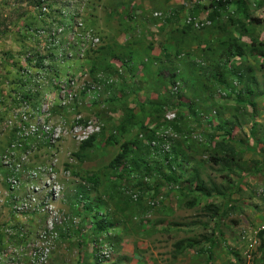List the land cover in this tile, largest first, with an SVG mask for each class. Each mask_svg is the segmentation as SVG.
I'll return each instance as SVG.
<instances>
[{
  "label": "rangeland",
  "instance_id": "obj_1",
  "mask_svg": "<svg viewBox=\"0 0 264 264\" xmlns=\"http://www.w3.org/2000/svg\"><path fill=\"white\" fill-rule=\"evenodd\" d=\"M219 1L213 22L216 0H0V161L13 138L6 103H49L53 124L100 128L88 163L73 156L80 143L71 135L56 149L59 208L79 226L61 232L45 260L15 226L0 163V264H264V58H227L239 47L264 50V0H245L242 17L239 0ZM191 17L203 27L188 26ZM127 119L134 129L121 137ZM168 130L181 182H166L171 168L157 151L152 170L121 188L154 190L158 204L109 199L105 169L121 146ZM194 171L210 197L193 193ZM91 174L101 186L81 201ZM100 238L111 249L105 260L94 249ZM179 242L193 247L179 254Z\"/></svg>",
  "mask_w": 264,
  "mask_h": 264
},
{
  "label": "built area",
  "instance_id": "obj_2",
  "mask_svg": "<svg viewBox=\"0 0 264 264\" xmlns=\"http://www.w3.org/2000/svg\"><path fill=\"white\" fill-rule=\"evenodd\" d=\"M187 25L194 29L203 27L199 20L192 17L188 19ZM50 109L49 103L34 108L28 98H22L18 107L10 103L4 105L3 110L10 114L6 125L13 138L0 161L15 226L19 227L18 232L22 236L31 235L38 243L31 249V255L34 258L41 257L42 260L54 248L56 251V242L61 232L66 231L68 226H79V222L67 217L59 208L63 197L59 177L64 172L56 149H60V145L64 144L63 140L70 135L81 144L100 131L92 123L74 129L67 128L62 123L53 124ZM172 118L174 117L168 116L169 120ZM171 138L173 135L170 130L162 133L159 131L155 139L146 143L158 148L159 153L168 154L171 152ZM124 194L133 202L143 203L151 208L158 204L154 190L125 188ZM79 199L82 201L81 196ZM94 249L100 260L110 257L111 249L104 238L98 240Z\"/></svg>",
  "mask_w": 264,
  "mask_h": 264
},
{
  "label": "trees",
  "instance_id": "obj_3",
  "mask_svg": "<svg viewBox=\"0 0 264 264\" xmlns=\"http://www.w3.org/2000/svg\"><path fill=\"white\" fill-rule=\"evenodd\" d=\"M245 0H239L238 4V11L240 12V16L242 17L243 14L247 13L248 9L246 7V4L244 2ZM222 6L223 3L218 0V2L213 4V7H215V10L213 13L209 16V19L213 22L217 20L218 17L221 16L222 12ZM231 22L236 24L240 23V18L237 21H234V18H231ZM257 22H260L257 20ZM241 29V35L242 31L245 28V24H240L239 25ZM244 35V33H243ZM230 53L227 55V58L231 57H243V56H248L251 58H258L262 57L264 58V50L256 49L252 47L247 53L242 47H239L237 50H232L230 49ZM227 64V63H226ZM222 75V74H221ZM250 84L255 81L254 78H251ZM131 122L127 119L124 123L120 125V127L117 129L119 135L121 137L129 134L132 132L134 129L132 126H130ZM172 125V123H171ZM174 128L177 129L176 122L173 125ZM143 129V128H142ZM97 139V136H92L88 140L82 142L79 146V149L77 152L73 154V156L78 160L80 163H88L91 161V157L89 153L94 149V143ZM152 138L148 140V138H139L138 136L132 141L125 143L121 146V152L118 153L113 160L110 162L109 166L105 169L107 174H106V179L109 181L111 186L109 187L112 192L109 194H106L109 199L111 200H117V202H127V198L125 194L122 191L121 185L123 183L129 182L132 178H141L143 173H149L152 170V155L155 152H159L158 148H153L149 143H146L147 141H151ZM106 144L110 147H114L118 144V141L116 138H113L110 140L106 141ZM225 148L224 144L217 143L215 145V149H221ZM222 150V149H221ZM223 151V150H222ZM232 151V150H231ZM230 150H227L225 152H231ZM162 154V153H161ZM228 154V153H227ZM164 155V162L171 168L168 176H165V180L167 183H174V184H179L181 182V175L180 171L173 166L176 164L178 159L181 156L179 146L178 147H173V150H171L170 153L168 154H162ZM230 158V157H229ZM232 159V158H230ZM216 162L220 163L221 160H215ZM79 177V176H77ZM101 177L99 174H91L89 177L82 179V184L84 183L86 185L82 186L81 194H82V200H89L90 199V193L93 191H97V189L101 186ZM191 184L195 185V188L193 190V193L195 195L199 194L204 198L210 197L213 194V191L210 189H207L205 182L200 179V175L198 171H194L190 178ZM89 187V190L87 188ZM140 189L144 190L143 187H139ZM138 188V189H139ZM182 190L185 192L190 191L192 187L190 185L188 188H184V185L181 186ZM231 195V194H230ZM130 199V198H129ZM200 203V200L198 197L194 196L192 199L191 204H189L190 208L196 207ZM140 205H143V203H138ZM89 208V207H88ZM209 210H215V214L217 215V209L214 208V206L209 205L208 206ZM96 217V216H95ZM105 226V221L104 219H100V222L98 223V229H104ZM80 230V229H79ZM76 230V233L78 235L81 234V230ZM263 243V242H262ZM193 247V245L190 244H185L184 242H179L176 245V251L180 254L182 253L185 249H189Z\"/></svg>",
  "mask_w": 264,
  "mask_h": 264
},
{
  "label": "crops",
  "instance_id": "obj_4",
  "mask_svg": "<svg viewBox=\"0 0 264 264\" xmlns=\"http://www.w3.org/2000/svg\"><path fill=\"white\" fill-rule=\"evenodd\" d=\"M167 47L170 49V51H173V49H174L173 46H172L171 44H169ZM77 148L79 149V145H78ZM77 151H78V150H77ZM77 151H76V152H77ZM87 188H88V190H89V187H87ZM81 190H82V186H81V188H80V191H81ZM95 192H96V191H93V192L90 193V195H89V196H90V199L93 197V193H95Z\"/></svg>",
  "mask_w": 264,
  "mask_h": 264
},
{
  "label": "clouds",
  "instance_id": "obj_5",
  "mask_svg": "<svg viewBox=\"0 0 264 264\" xmlns=\"http://www.w3.org/2000/svg\"><path fill=\"white\" fill-rule=\"evenodd\" d=\"M88 187V186H87ZM126 196V195H125ZM129 198V197H128ZM131 200V199H130Z\"/></svg>",
  "mask_w": 264,
  "mask_h": 264
}]
</instances>
